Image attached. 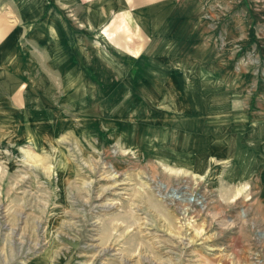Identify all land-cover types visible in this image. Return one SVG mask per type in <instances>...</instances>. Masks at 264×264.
<instances>
[{
  "label": "rangeland",
  "instance_id": "obj_1",
  "mask_svg": "<svg viewBox=\"0 0 264 264\" xmlns=\"http://www.w3.org/2000/svg\"><path fill=\"white\" fill-rule=\"evenodd\" d=\"M192 11L2 150L0 264H264V0Z\"/></svg>",
  "mask_w": 264,
  "mask_h": 264
},
{
  "label": "crops",
  "instance_id": "obj_2",
  "mask_svg": "<svg viewBox=\"0 0 264 264\" xmlns=\"http://www.w3.org/2000/svg\"><path fill=\"white\" fill-rule=\"evenodd\" d=\"M193 3L0 0V154L38 136L45 100L85 97L109 62L147 58L196 15Z\"/></svg>",
  "mask_w": 264,
  "mask_h": 264
},
{
  "label": "bare ground",
  "instance_id": "obj_3",
  "mask_svg": "<svg viewBox=\"0 0 264 264\" xmlns=\"http://www.w3.org/2000/svg\"><path fill=\"white\" fill-rule=\"evenodd\" d=\"M165 190V188H163Z\"/></svg>",
  "mask_w": 264,
  "mask_h": 264
}]
</instances>
